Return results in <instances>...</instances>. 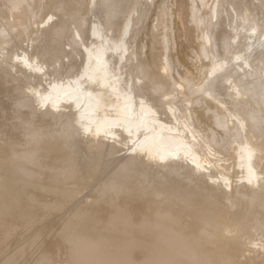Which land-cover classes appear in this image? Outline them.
<instances>
[{"label": "bare ground", "instance_id": "bare-ground-1", "mask_svg": "<svg viewBox=\"0 0 264 264\" xmlns=\"http://www.w3.org/2000/svg\"><path fill=\"white\" fill-rule=\"evenodd\" d=\"M212 2L0 0V264H264V0Z\"/></svg>", "mask_w": 264, "mask_h": 264}, {"label": "rangeland", "instance_id": "rangeland-1", "mask_svg": "<svg viewBox=\"0 0 264 264\" xmlns=\"http://www.w3.org/2000/svg\"><path fill=\"white\" fill-rule=\"evenodd\" d=\"M213 1H214V0H213ZM206 2H208V3H206V4L208 5V7H211V5H212V3H213L212 0H206ZM207 10H209V9H207ZM87 14H88L89 16H90V15H91V16L94 15V14H93V11H90V13L88 12ZM88 15H87L86 17H87V19L90 21V17L88 18ZM233 15H235V13H233ZM49 17H51V16L49 15L48 18L46 17L48 20L45 19L46 22L44 21L45 24L43 23V24H42L43 27H42V25H41V28H45V25H46V27H47L48 25H51V24H52L54 18L51 17L52 19L50 18V20H49ZM92 18L95 19V16H92V17H91V20H92ZM215 19H216V18H215ZM215 19H214V20H215ZM151 20H153V18H152V14L150 13V17H147V18H146L145 22H146V21H147V22L144 23V24L149 25L150 22H151ZM229 20H232V17H229V19H227V16H226V22H225V24L227 23V24H226V27H229L228 24L231 23V22H229ZM47 21H48V22H47ZM227 21H228V22H227ZM213 22H214V21H213ZM48 23H49V24H48ZM50 23H51V24H50ZM146 25H144V26H146ZM72 27L74 28V25H71V28H72ZM73 28H72L71 30H74ZM227 29H228V28H227ZM143 35H144V36H143ZM141 37H143V43L145 44L146 41H148V36H147L146 34H142ZM23 40H24V39H23ZM230 41H231V42H230ZM234 41H235V43L233 44V43H232V42H233L232 39L229 40V43H232V44H228V48H229V50H230V47H231V49H233V50H236V49H237L236 46H235V45L238 46L237 41H236V40H234ZM28 42H29V41L26 40V42H25V41H22L21 43H23L22 46H23L24 48H27V47L29 46V50H31V48H32L31 42H30V44H29ZM66 43H67V42H66ZM66 43H64V45H65ZM27 45H28V46H27ZM67 45H68V46H67ZM233 45H234V46H233ZM72 47H73V48H72ZM233 47H234V48H233ZM67 48L69 49V44H66V45L64 46V52L66 51ZM225 48H227V45H226ZM225 48H224L223 51H222V52H223V55H224V52H225ZM228 48H227V49H228ZM13 49H14V48H13ZM16 49H17V48H15V50H16ZM18 49H19V48H18ZM27 49H28V48H27ZM77 49L79 50V48H77ZM15 50H13V51L15 52ZM78 50L74 49V46H71V50H68L67 53L69 52L68 55H70L71 51H73V53H74V55H75L73 58H75V57H76L75 52H76V53H77V57H76V58L79 59V56H81V55L79 54V51H78ZM17 51H18V52H21V49H19V50H17ZM64 52L61 54V55H62L61 57L59 56L60 59H58V61H55V59H54L56 56H54V58L51 57V59H52V63H54V61L56 62V63H55V68L57 67V70H58V71H56L55 75H53V78L56 76V74H57V76L60 75L61 77H65L66 74H68V72L65 73V71H64L63 68H62V71H61V74H60V69H58V68H61V67H60V66H59V67L57 66V65H59V62H61V61H60L61 58L64 59V60L66 59V61H63V60H62L63 62H67V60H68V62H69V61L71 60L70 57H69V58H66V57H67V53H66V57H63V56H65V55H64ZM227 52H229V51L226 50V53H227ZM202 53H203V52H202ZM202 53H201V55H200V56H201V59L204 57L202 60H203V61H206V60H207V58H206L207 53L205 52L206 55H205L204 53H203V55H202ZM226 53H225V55H226ZM146 55H147V48H145V49H144V52H143V56L145 57ZM71 56H72V54H71ZM56 58H57V57H56ZM71 58H72V57H71ZM73 58H72V59H73ZM76 58H75V59H76ZM197 58H198V59H197ZM197 58H196V60H195V58H194L195 63L197 62L198 66H199V64H200V66L203 65V63H200V62H203V61H200L201 59L199 60V57H197ZM51 59H50V62H51ZM53 59H54V61H53ZM69 59H70V60H69ZM73 61L76 62L75 60H73ZM78 61H79V63H80V62H81V58H80L79 60H77V63H78ZM63 62H62V63H63ZM66 64H67V63H66ZM61 65H62V64H61ZM74 67H75V66H74ZM74 67H73V71H75V68H74ZM70 70L72 71L71 68H70ZM66 71H69V69H68V70L66 69ZM71 71H70V72H71ZM73 71H72V72H73ZM70 72H69V74L72 73V72H71V73H70ZM62 75H63V76H62ZM203 75H205V72L202 73V75L199 76V78H198L199 82H200V80H202V78H204ZM209 77H211V75H210ZM197 89H198V88H195V91H196ZM171 92H173V90H172ZM174 93H175V90H174L173 93H171V97L174 98V97L176 96V98H181V95H180V94H179V95H180V97H179L178 94H176V93L174 94ZM172 94H174L175 96L172 95ZM41 107H42V106H39V107H38V109H41V110H39V112H43V111H45V106H43L42 108H41ZM37 111H38V110H37ZM70 130L72 131L73 129L70 128ZM70 130L68 131V133L71 132ZM73 133H74V131L71 132V134H73ZM86 135H87V134H86ZM230 139H231V138H230ZM232 139H235V138L233 137ZM86 140H87V139H86ZM209 144H210V143H209ZM230 144H232V143H230V141H227V143H225V145L222 147V151H223V152L219 153V156H220L222 159H223V158H225V159L227 158V154L229 153L228 150H229V146H230ZM211 145H212V144H211ZM225 146H226V147H225ZM209 147H210V150H212V148H214V146L211 148L210 145H209ZM209 147L206 146L207 151L209 150ZM224 147H225V149H224ZM206 148H205V150H206ZM227 149H228V150H227ZM124 150L126 151V149H124ZM124 150L118 152L117 155H124V153H125ZM210 150H209V151H210ZM207 151H206V153H209V152H207ZM111 152H112V151H110L109 153H107L108 155H107V154L104 155V156H106V158H107V156L109 157V161H110V160H113L114 158L119 157V156H117V155H116V156H115V155L112 156V154H114L113 152H112V154L109 156V154H110ZM211 152H212V151H211ZM226 152H227V153H226ZM223 153H224V154H223ZM115 154H116V153H115ZM220 154H221V155H220ZM120 157H121V156H120ZM103 159H104V157H103ZM225 159H223V160L221 161V163L223 162V163L229 164L230 160H228V161H229V162H228V161L225 160ZM104 160L106 161V159H104ZM107 161H108V158H107ZM230 163H231V162H230ZM232 169H233V168H232ZM230 171H231L230 174L232 175V177H233V179H234L233 182H234V181H235V182L237 181L238 183L241 182V181L239 180V178H237V177L235 178V176H236V168H234V170H231V169H230ZM232 172H233V173H232ZM234 172H235V173H234ZM196 175H197V174H196ZM196 175H192V176L189 175V176H188V180H189V181H190V180L193 181V179H195ZM191 177H192V178H191ZM236 184H237V183H235V184L233 183L234 186H237V185L239 186V185H240V183L237 184V185H236ZM87 189H88V188H87ZM87 189H86V188H84V189L82 188V189L80 190V192H81L82 190L85 191V192H82V193L84 194V197L86 196L85 198L88 197L86 192H88V195H89V193H91V190H90V189L87 190ZM82 193H78V194H82ZM78 194H77V196H78ZM153 194H154V193H153ZM162 196H163V194H160L158 200H160V198L162 199ZM81 197H83V195H81V196L79 195V196H78L79 199H81ZM84 197H83V198H84ZM85 198H84V199H85ZM156 198H157V197H156Z\"/></svg>", "mask_w": 264, "mask_h": 264}]
</instances>
